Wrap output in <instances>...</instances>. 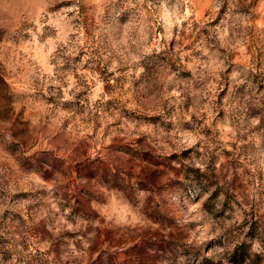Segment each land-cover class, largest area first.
<instances>
[{"label": "rangeland", "instance_id": "374dc122", "mask_svg": "<svg viewBox=\"0 0 264 264\" xmlns=\"http://www.w3.org/2000/svg\"><path fill=\"white\" fill-rule=\"evenodd\" d=\"M0 264H264V0H0Z\"/></svg>", "mask_w": 264, "mask_h": 264}]
</instances>
